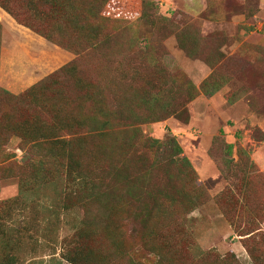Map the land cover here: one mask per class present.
<instances>
[{"label":"trees","instance_id":"1","mask_svg":"<svg viewBox=\"0 0 264 264\" xmlns=\"http://www.w3.org/2000/svg\"><path fill=\"white\" fill-rule=\"evenodd\" d=\"M216 1L205 0V7L218 10ZM126 4L0 0L18 26L75 56L20 94L0 87V163L10 160L0 167V180L19 182L17 197L0 202V264L27 263L18 216L41 201L52 205L42 212L55 215L44 217L41 236L54 245L45 243L52 250L48 259L28 264H240L230 252L196 254L189 215L210 200V186L197 183L175 138L159 140L143 130L185 114L198 94L213 95L227 83L213 70L197 87L172 70L162 46L167 36L212 69L221 55L191 20L160 15L155 0H140L132 12ZM246 5L226 4V10L248 7L253 16ZM12 137L23 151L20 162L2 149ZM221 143L214 142L211 156L221 174L237 182L214 203L251 264H264V178L242 148L236 163L217 154L223 146L226 156L233 154L234 145ZM61 212L80 216L68 221L71 230L58 241Z\"/></svg>","mask_w":264,"mask_h":264},{"label":"rangeland","instance_id":"2","mask_svg":"<svg viewBox=\"0 0 264 264\" xmlns=\"http://www.w3.org/2000/svg\"><path fill=\"white\" fill-rule=\"evenodd\" d=\"M158 3L159 14L168 17L174 22L191 20L192 24L201 32L204 43L217 48L221 58L215 62L212 69L200 59H191L181 51L173 36H167L162 46L167 53L166 62L172 70L183 72L197 87L214 70L227 83L213 95L198 94L190 102L185 114L179 117L152 123L143 127L146 135L166 140L173 137L182 148L185 156L197 174L198 184H208L210 200L206 205L193 211L189 219L193 222V238L197 245V252L215 250L218 254L232 253L240 264H251L250 259L236 235L234 228L226 220L223 213L214 203L215 196L223 189L232 188L236 179L227 180L218 169L211 151L217 140L234 145L232 156H226L223 148L216 149L217 154L222 151L223 158L238 162L237 148H242L256 166V172L264 178V3L259 2L255 9L256 0H219L222 15L214 5L205 7V0H155ZM251 6L254 15H248L249 8L233 7L226 10V4H243ZM126 6L138 10L140 0H125ZM218 3V0L216 1ZM225 4V5H224ZM129 10V11H130ZM217 16H221L219 19ZM7 19L12 24L17 23L0 8V23ZM18 26V24H17ZM20 29L33 32L23 26ZM36 28V26H34ZM13 36L6 30L0 33V49L3 61L10 66V62L20 65L19 47L14 43ZM75 56L73 55V59ZM72 59V60H73ZM218 59V58H217ZM2 149L12 153L11 160L20 162L23 151L19 148V140L12 137L3 141ZM10 161V160H8ZM8 161L0 163V167ZM18 178L9 177L0 180V202L14 199L18 195ZM51 208L48 202H40V206L25 214L19 215V224L16 225L25 233L23 238L22 257L29 261L48 259L54 243L42 238L46 222L43 220L55 215L43 211L42 207ZM77 214V213H76ZM61 212L56 216L58 220L57 240L69 234L71 221L75 216H66ZM32 217L39 220L32 221ZM57 252L59 247L57 246ZM66 264V263H65Z\"/></svg>","mask_w":264,"mask_h":264},{"label":"crops","instance_id":"3","mask_svg":"<svg viewBox=\"0 0 264 264\" xmlns=\"http://www.w3.org/2000/svg\"><path fill=\"white\" fill-rule=\"evenodd\" d=\"M264 0H262V4ZM3 32L6 30L13 36L14 43L19 47L21 59L20 65L3 61L0 49V87L17 95L39 82L49 73L65 65L73 59V55L64 51L45 39L34 35H28L27 31L18 28L7 19L2 21Z\"/></svg>","mask_w":264,"mask_h":264}]
</instances>
